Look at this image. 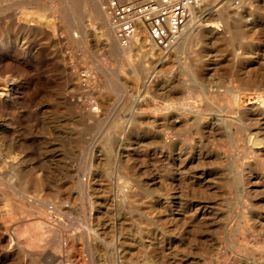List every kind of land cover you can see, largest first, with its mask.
<instances>
[{
    "label": "rangeland",
    "instance_id": "1",
    "mask_svg": "<svg viewBox=\"0 0 264 264\" xmlns=\"http://www.w3.org/2000/svg\"><path fill=\"white\" fill-rule=\"evenodd\" d=\"M70 1L0 0V264L10 219L44 230L15 176L36 165L69 186L50 219L70 263L264 264V0H205L174 50L147 36L130 60Z\"/></svg>",
    "mask_w": 264,
    "mask_h": 264
},
{
    "label": "bare ground",
    "instance_id": "2",
    "mask_svg": "<svg viewBox=\"0 0 264 264\" xmlns=\"http://www.w3.org/2000/svg\"><path fill=\"white\" fill-rule=\"evenodd\" d=\"M80 1L83 4L84 11L90 10L92 12V15H94L96 19L105 20V18H109L108 14H107V12H106V10L104 8V0H80ZM70 2H71V5L75 6V0H71ZM222 16H223V14H222ZM107 26L114 31L112 26H110V21L107 22ZM190 29H191V27L187 30L185 35L187 33H189L188 31ZM185 35L183 36V38L185 37ZM114 36H115L114 37L115 39L111 43V46L114 48L116 54L119 57H121V58L125 57L127 60H130V54L133 51V49L135 48V46H137V44H140V45L146 44V37L148 36V31H147V29L145 27H141L140 31L138 33V36L136 37V39L129 46H123L120 43V41L118 40V38L116 37V35H114ZM183 38L178 43V45L182 42ZM152 49L160 50L154 44L152 45ZM261 82L262 81H260L259 83H261ZM256 86H258V84H256ZM257 102L259 104H261L260 100H258ZM256 108L258 110H260V108H258V107H256ZM254 111H255V109H254ZM20 156H21V154H20ZM32 157H36V156H32ZM7 162H8V160H7ZM8 163H10V162H8ZM14 163L15 162H12L11 164L14 165ZM37 166H39V165H36V167H33L31 170H22V169H20L18 167V169H16L17 170V174L15 176L17 177L16 179L18 181V189H19L20 193L22 194V197H23L25 203L28 204V205H31L33 208L37 209L38 215L40 216V218L42 220V225L44 227V230H43V232L39 231L38 230V228H39L38 224H36V223H30L28 225L29 226L28 228H25L24 230H21L22 224H19L17 220H14V218L10 219L12 227L15 228V237L14 238L16 239V242L11 243V245L10 244L7 245V249H6L7 250V254H8V257L11 258L13 262H16L15 264H31V261L34 258H41V257L46 259V261L49 262V264H66V263L68 264V262H69L68 261L69 260L68 256H73L74 253H75L74 252V247H75V241L74 240H75V238L74 239H70L69 237H66V239H65L62 236V238L59 241L57 240L58 243L56 244L55 240H54V237H53V234L55 233V228H54L52 220L50 219V215L53 212L57 211V209H58L57 206H56V203L53 202V199L54 198L55 199L57 198L59 200L62 199L63 191L68 190L69 186H67L66 184L64 186L61 185L62 187L58 188V195L57 196L52 195V193H51V189L52 188H51L50 182L48 180V176L45 175V174L41 175V176L37 175L36 174L37 171H38ZM96 177L97 176H95L94 178H89L88 176H86V177H84V176L82 177L81 176V178H80V181H81L80 186H81V189L83 190V192L85 194L84 196H86L90 192V190H92L93 194H96V195L100 194L99 192H101V190H104V189H102L103 186L101 184H96L97 181H94L96 179ZM121 191H122V193L124 195H127V193L130 190L125 189V187H123L121 189ZM54 192H56V191L54 190ZM91 193H89V194H91ZM94 201H92L90 203L91 204H96L97 201L96 200H94ZM31 206H29V207H31ZM29 209H31V208H29ZM19 210H20V208H19ZM22 212L26 213L27 215H30L32 210L24 209ZM25 227H26V225H25ZM2 229H3V227H2ZM4 231H6V230H4ZM90 232H93V231H90ZM89 236L90 235H88V237ZM95 240H96V238H95ZM84 241H85V239H84ZM6 242H7L6 241V236L4 235V233H2L0 231V243L3 244V243H6ZM92 245H93V243H92ZM86 246H88V244ZM66 250L69 252V254L67 253V255H66V253L64 254V251L67 252ZM92 251H93V249H92ZM69 264H75V263H70L69 262Z\"/></svg>",
    "mask_w": 264,
    "mask_h": 264
},
{
    "label": "built area",
    "instance_id": "3",
    "mask_svg": "<svg viewBox=\"0 0 264 264\" xmlns=\"http://www.w3.org/2000/svg\"><path fill=\"white\" fill-rule=\"evenodd\" d=\"M205 0H104V8L115 35L123 46H129L141 27L148 31V41L164 52L175 49L195 19L194 11ZM241 0H231L240 6ZM90 72L82 73L83 79ZM98 105L92 108L97 111Z\"/></svg>",
    "mask_w": 264,
    "mask_h": 264
}]
</instances>
